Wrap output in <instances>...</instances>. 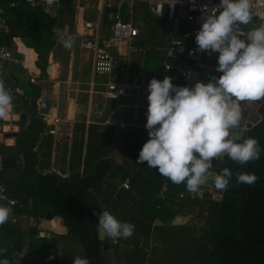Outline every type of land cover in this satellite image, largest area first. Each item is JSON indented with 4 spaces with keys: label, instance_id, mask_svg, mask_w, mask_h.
<instances>
[{
    "label": "trees",
    "instance_id": "trees-1",
    "mask_svg": "<svg viewBox=\"0 0 264 264\" xmlns=\"http://www.w3.org/2000/svg\"><path fill=\"white\" fill-rule=\"evenodd\" d=\"M69 1L62 0V3L68 4ZM26 9L22 4L6 8L9 30L4 36V43L9 44L12 37H20L26 46L37 52L38 64L43 69L39 61L53 46L54 20H50L47 31L28 27L23 16ZM163 21V17L157 20L160 24ZM191 27L189 23H180L174 36L180 37L183 30ZM153 68H157L156 79L161 80L158 65L147 58L144 64L147 84L154 77L151 73ZM178 84H181L180 81ZM10 87L13 92L17 91L12 84ZM33 88L29 92L24 89L22 94H15L20 99L32 95L33 101L28 109L30 119L16 137V148H0L13 152L9 165L0 168V181L7 194L15 199V211L18 212L21 206L26 208L25 204L31 200L28 212L37 217L40 210H49L54 217L63 219L67 231L51 238L37 236L40 230L30 225V250L33 248L37 253L51 250L55 257L63 258L69 264L75 256L87 257L90 264H95L92 236L97 215L94 213L106 209L118 220L134 224L135 230L130 238L114 239L113 243L105 240V248L102 247L104 241L97 240L99 264H264V248L249 245H264V116L246 131V138L258 140L262 149L260 159L240 165L225 157L215 171L219 173L223 167L232 171L227 191L221 192L219 199L202 198L193 196L184 184H173L159 174L158 169L148 167L147 162L136 163L143 144L149 139L147 129L123 134V155L119 162H115L109 157L110 142L115 134L112 125H96L93 131H89L85 142L81 138L80 127L72 139L68 175L45 172L49 152L40 155L34 150L39 135L46 127L41 115L36 112L35 100L39 90L35 85ZM82 148H86L84 154ZM21 155L24 164L19 170ZM238 172L255 173L259 179L254 185H238ZM126 179L129 180L128 188L122 187ZM164 180L168 182V190L162 199L158 191ZM176 215L189 219L181 225L171 224ZM196 215L204 219L203 227L194 224ZM156 219L162 222L157 227L153 226ZM240 230L249 244L242 239ZM2 238L0 248L8 249L2 256L9 259V264H15L11 247L21 245L20 237L12 238V241L7 235ZM151 243L156 247H150L152 253L149 256L146 249ZM174 246L181 250L180 257L185 258L186 263L179 261L178 256L169 259Z\"/></svg>",
    "mask_w": 264,
    "mask_h": 264
},
{
    "label": "crops",
    "instance_id": "crops-1",
    "mask_svg": "<svg viewBox=\"0 0 264 264\" xmlns=\"http://www.w3.org/2000/svg\"><path fill=\"white\" fill-rule=\"evenodd\" d=\"M11 1L18 0H0V7H4V17L6 8H13L8 6V3ZM99 3V0H89L87 2L82 0H70L68 4H65L66 8L63 6L64 9L61 11L62 13L59 17V8L60 4H62L61 0L58 6H55L53 9L56 11V15L48 16L44 14V16H41L42 18H38V13H42L40 10H34L28 6L24 0H19L17 6L22 4L27 8L26 12L23 13V16L24 22L28 27L47 31L46 27L50 25V20L53 19L54 24L52 25V31L53 29H59L66 36L71 35L75 39L72 49H65L58 42V37L53 31V35L51 36L53 46L48 49L46 57L42 61H39L44 66L43 69L38 64L37 52L32 47L26 46L20 37H12L9 44L4 43V36L9 30L8 23L6 30L0 32V46L7 47L17 56L25 59V64L6 66L7 69L5 68L4 70V85L8 88L7 90L10 92L13 99L8 116L0 119V148H16V137L29 123L30 110L28 109L31 106L33 97L28 94L27 97L20 99L16 98L15 94H22L24 89L29 92L31 89H34L33 85H35L37 87L36 90H39V95L35 100L36 112L38 115H41L42 122L45 124L46 129H44L39 135L40 139L38 138L37 146L34 150L40 155L47 151L49 152V163L47 165L48 167L44 170L45 172L55 171L63 176L68 175L70 165L69 155L73 143L72 139L75 132L78 134L80 127H82L80 133L81 138L85 142L89 131H93L96 125H112L115 130L114 136L117 134V136H120L122 139V148L124 146L123 134H133L141 129H146L145 124L149 103L147 96L149 94V89L148 84L145 83L147 78V75L145 74L146 70L144 69L145 61L149 58V60L155 65L157 64L160 69V62L162 59H159V55L164 56L170 40L179 37L174 36V31L170 28L168 21L164 19L162 22L163 24L158 23L157 20L159 17L154 16L149 11L146 4L143 3V6H137L136 3L132 15L127 12L126 7L123 8L122 14L124 19H130L138 27L140 32L139 36L131 40L117 41L111 37V13L113 10V4H111L110 7H103L99 14ZM5 19L7 22L6 17ZM84 20H89L94 24L97 23V30H95V28H84ZM255 27L256 21L252 14V20L250 23L247 25H240L239 30L241 33H246V31ZM89 38H97V41L104 47L108 48L111 52L113 57L112 74L116 76L118 82H131L137 87L135 104L125 116L121 125L108 123V118L111 112L106 109V105L112 104L113 99L108 98L105 95L104 90L105 83L109 80V75L99 74L93 71L92 54L81 46L82 43ZM121 48L123 49L121 50ZM132 52L135 54L132 55ZM213 54L214 62L211 64L207 62L209 66L217 63L218 53L213 52ZM122 63H124L125 66ZM156 69L157 68H153L151 72L155 78L158 77ZM209 72V69H207L204 72L196 73V79L201 81L208 80L210 76ZM128 74H131L130 78H127ZM8 75L10 78H7ZM11 84L12 86H15L17 91L13 92L10 87ZM175 85L181 86V84L178 83ZM46 98L50 102L48 113H39V109L46 105ZM25 104L28 106H25ZM21 112L27 114V122L22 129L19 128V114H21ZM91 117H93L92 121L90 119ZM54 118L59 119V121L54 122ZM53 128L55 129V133L49 132V130ZM134 140L135 138L132 139V141ZM85 150L86 148H82L83 154L85 153ZM12 154V150L0 149V168L9 165V158ZM18 161V169L20 170L24 164L22 155ZM0 184L3 185L1 181ZM216 193H221V191L211 188L209 197H212ZM6 195L9 196L7 192ZM31 202L32 201L29 200L28 203L25 204L26 208L25 206L20 205L21 207H19L20 210H18V212L15 211L14 207L12 208V217H9L6 224L1 225L0 243L3 241V235L10 237L11 241L14 240L12 238L16 239L20 237L19 240H21V245L15 244L17 247H11V249L17 251L27 250L29 253L33 254V251L35 250L33 248L31 250L28 248V228L30 225L36 226L40 230L37 236H44V232H48L51 236L44 237L50 238L53 235L60 236L65 234L67 228L63 225V219L58 216H55L58 221L54 224L53 214L51 219L42 218L39 214L37 217L32 215L31 212H28ZM186 218L187 216L176 215L171 224L181 225L186 222ZM159 224H162V222L158 219L153 222V226L156 225L155 227ZM157 239L161 240L159 237ZM103 241L105 242V240ZM150 245L148 247L153 248V245L155 244L151 243ZM47 251L52 252L51 250ZM4 258L6 257L4 256ZM4 258L2 254H0V259ZM54 258L57 257L54 256ZM58 258L63 259L60 257ZM47 263L48 262L44 261L39 262V264ZM107 263L111 264L110 262ZM15 264L34 263H30L28 260L18 261L16 259Z\"/></svg>",
    "mask_w": 264,
    "mask_h": 264
},
{
    "label": "clouds",
    "instance_id": "clouds-1",
    "mask_svg": "<svg viewBox=\"0 0 264 264\" xmlns=\"http://www.w3.org/2000/svg\"><path fill=\"white\" fill-rule=\"evenodd\" d=\"M259 15V12L256 13ZM252 20L251 0H219V11L202 18L196 33L197 51L218 53L216 71L208 81L194 86H177L169 76L153 77L149 84L147 120L149 139L136 163L150 168L173 184H184L190 193L215 188L227 191L233 176L228 167L213 171V159L227 157L245 165L259 160L262 149L254 137L242 138L235 129L241 119V102L264 101V25L241 33L240 25ZM58 42L71 50L75 39L53 29ZM243 36V38H242ZM12 95L0 81V119L9 114ZM255 173H236V183L254 185ZM10 206H0V225L8 222ZM98 215V238H130L135 225L118 220L110 211ZM7 247L0 248V254ZM0 264H9L7 258ZM72 264H90L87 257L75 256Z\"/></svg>",
    "mask_w": 264,
    "mask_h": 264
},
{
    "label": "built area",
    "instance_id": "built-area-1",
    "mask_svg": "<svg viewBox=\"0 0 264 264\" xmlns=\"http://www.w3.org/2000/svg\"><path fill=\"white\" fill-rule=\"evenodd\" d=\"M28 6L34 10H40L48 16L56 15V11L52 10V5L58 6L61 0H24ZM89 1V0H82ZM99 14L103 7H110L113 4L112 10V26L111 37L117 41L131 40L139 36L138 27L129 19L123 18V8H127V12L131 15L134 13L136 3L146 4L149 11L156 17H163L170 28L175 31L178 24L188 22L192 24V28L181 33L178 38H172L166 48L164 56L160 62V79L165 76L172 79L175 85L180 81L181 86L192 87L197 82L196 73L204 72L209 69L211 79L213 76H219L221 73L216 71L217 63L209 66L205 61V52L197 51L196 33L202 24V18L218 13L219 0H99ZM19 4L18 1H11L8 6L14 7ZM252 14L256 21V27L264 25V0H251ZM259 12V15L256 13ZM100 16V15H99ZM83 26L86 29L95 28L94 24L89 20L83 21ZM7 22L4 17V7H0V32L5 31ZM97 35V34H96ZM82 48L92 54V69L95 73L109 75V80L105 83V95L113 100L125 96L126 83L118 82L116 76L112 74L113 57L108 48L101 45L97 38L86 39L82 43ZM173 60V61H172ZM25 64V59L17 56L7 47L0 46V81H3V74L6 66ZM206 80V81H208ZM203 81V80H202ZM205 81V82H206ZM4 83V81H3ZM6 88V85H4ZM8 88H6L7 90ZM59 119L54 118V122ZM49 132L55 133V129H50ZM122 187H129V180H125ZM168 190V182L164 180L159 188V196L163 199ZM15 200L6 195L5 188L0 184V206H10L13 208ZM12 256L18 261L28 260L30 263L39 264L40 261L49 262L54 258L50 251L43 253L31 254L27 250H13Z\"/></svg>",
    "mask_w": 264,
    "mask_h": 264
},
{
    "label": "water",
    "instance_id": "water-1",
    "mask_svg": "<svg viewBox=\"0 0 264 264\" xmlns=\"http://www.w3.org/2000/svg\"><path fill=\"white\" fill-rule=\"evenodd\" d=\"M54 7H55V4L52 5V10L54 9ZM122 64L124 65V63ZM130 77H131V74H128L127 78H130ZM136 91H137V87L131 82H129L125 86V96L120 97L119 99H117L110 105H106L107 107L106 109L111 112L108 118V123L113 124V125H121L123 123V119L130 112L132 106L135 104ZM45 104L46 105L44 107L39 109V113H42V114L48 113L50 102L47 100V98L45 100ZM102 108H103V105H102ZM263 116H264V101H256L254 103H251L248 101L241 102V119H240L239 127L235 129V132L239 133L242 138H246L247 129L251 128L252 126L256 125L258 122H260ZM19 117H20L19 128L22 129L27 122V114L25 112H21V114H19ZM90 119L92 121L93 117H91ZM220 166H221V161L217 159H213L212 161L213 171L216 172L215 169L219 168ZM210 190L211 188L203 189L199 193H192V195L199 196L202 198H208L210 196ZM220 197H221V193H219V196L217 199H219ZM97 214H99V212H97ZM39 216L42 218L51 219L52 213L49 210L42 209L39 212ZM97 223H98V215L94 223L93 236H92L94 252H95V264H99V250L97 246V240H102V241L105 240V238L101 239V238H98L97 236V233H96ZM239 227H240V224H239ZM240 234H241L242 239L245 241L241 230H240ZM44 236H51V234L48 232H44ZM105 243L106 242H104L102 245L103 248H105ZM249 245L256 247V248H264V245H251V244ZM53 263L69 264L67 261L63 259H59V258H53L47 264H53Z\"/></svg>",
    "mask_w": 264,
    "mask_h": 264
},
{
    "label": "rangeland",
    "instance_id": "rangeland-1",
    "mask_svg": "<svg viewBox=\"0 0 264 264\" xmlns=\"http://www.w3.org/2000/svg\"><path fill=\"white\" fill-rule=\"evenodd\" d=\"M143 6V3H137V6ZM66 8V5L64 4V3H62V4H60V8H59V17L61 16V11L64 9V7ZM139 9V8H138ZM41 14V15H40ZM41 16H44V14H42V13H38V18H42ZM63 17V16H62ZM152 20H154V19H152ZM148 28V27H147ZM246 31V30H245ZM247 32V31H246ZM164 34V33H163ZM123 44V43H122ZM121 44V45H122ZM125 45H126V43H125ZM123 48H121V50H122ZM124 50H126V49H124ZM133 54H135L134 52H132V55ZM161 57H163V55H159V59H162ZM205 60H206V62H208L209 64H211V63H213L214 62V54H213V52L211 53V54H209V52H207L206 51V53H205ZM113 102H114V100H112ZM128 128V127H127ZM121 137L120 136H117V134L115 135V136H113V138H112V140H111V146H112V148L110 149V153H109V157L113 160V161H115V162H119L120 160H121V157H122V153H123V148H122V142H121ZM218 196H219V193H216V194H214L213 196H212V198H218ZM10 217H12V215H10ZM183 218V217H182ZM188 219H189V217H187L186 219H185V221H188ZM182 220H184V219H182ZM181 220V221H182ZM193 220H194V224L196 225V226H200V227H203L204 226V219L201 217V216H199L198 217V215H196V218H193ZM53 221H54V224H56L57 223V221H58V219H57V217H54L53 218ZM105 240L107 241V242H112L113 243V241H114V239H111V238H105ZM110 242V243H111ZM154 247H156V244L154 245ZM175 247V246H174ZM158 248H159V244H158ZM111 249H112V247H111ZM175 250L174 251H172V252H170L169 253V259H175L177 256V259H179V261H181L182 263H186V259L185 258H182V256L180 257V249H178L177 247H175L174 248ZM147 253H148V255L150 256L151 255V253H152V249L150 248V247H147ZM107 264H109V263H107Z\"/></svg>",
    "mask_w": 264,
    "mask_h": 264
}]
</instances>
